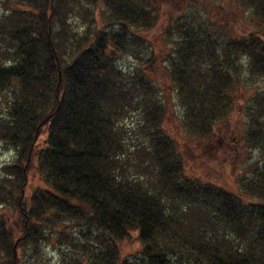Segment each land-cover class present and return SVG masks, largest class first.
I'll use <instances>...</instances> for the list:
<instances>
[{"label": "trees", "instance_id": "trees-1", "mask_svg": "<svg viewBox=\"0 0 264 264\" xmlns=\"http://www.w3.org/2000/svg\"><path fill=\"white\" fill-rule=\"evenodd\" d=\"M5 2L0 142L17 161L0 176V207L11 205L22 227L15 239L0 219L5 264H49L42 244L52 238L72 252L62 264H264V93L246 88L264 80V0H236L239 18L229 10L202 17L196 28L184 22V30L168 32L176 47L168 57L178 67L172 81L189 115L185 145L194 141L187 149L164 129L170 101L149 80V71L140 68L129 79L119 67L140 37L135 31L159 25L156 2L145 8L134 0H89L84 9L90 17L79 29L70 23L79 0ZM205 45L222 50L193 51ZM243 110L246 120L238 130L246 154L237 159L219 149L228 171L239 161H254L247 166L251 173L239 174L237 196L189 176L186 166L190 156L206 154L220 126L228 123L232 132L233 113ZM133 112L145 143L131 152L123 124ZM43 129L37 169L46 188L26 200L22 165L30 163ZM256 151L262 157L255 160ZM134 170L148 172L151 181ZM176 203L180 213L174 212ZM182 212L199 216L189 232L180 222ZM75 226L85 227L84 237L94 230L97 237L82 246L72 235ZM133 235L141 250L124 258L119 243Z\"/></svg>", "mask_w": 264, "mask_h": 264}, {"label": "rangeland", "instance_id": "rangeland-1", "mask_svg": "<svg viewBox=\"0 0 264 264\" xmlns=\"http://www.w3.org/2000/svg\"><path fill=\"white\" fill-rule=\"evenodd\" d=\"M5 1L6 0H0V16H2L7 10V4ZM88 1L89 0H79V10L78 13L76 12L77 17H74L73 15L70 16L71 18H73L72 22L70 23H73L75 29H79L80 26H83V19L90 17L85 13L84 9V7L87 6ZM134 1H137V6L150 8V3L152 0ZM235 1L236 0H153V3L156 2L157 8L160 9L158 12H161V19L159 21V25L149 28L150 30L135 31V34L139 35L140 37L135 39L132 46H130L128 56L122 58L119 62V67L122 68L123 74L126 75L127 78L129 77V79L135 78L134 76L131 77L130 75H136L140 68L141 71L144 72H146L145 70H148V74H150L149 80L156 84V86L158 87V91H161V93L168 95L170 103L167 104L168 115L165 120L164 129L169 135L178 139L180 145L185 149H187L188 147L193 148L194 141L189 140L185 145V140H188V138L185 137L183 124L185 121L189 122V115H187L186 107L183 106L184 103L182 98L179 96V90L176 88L175 83L172 81V70L174 71L178 67L174 64L173 68V64H171L173 62V59H171L172 61H170V57H168L169 54L175 52L176 48L174 44L170 41L168 37V32L172 31L173 29L174 33L177 34L180 31L184 30V22L196 28L197 25H201L200 23L205 22L207 20V16L212 17L216 16V14L218 16H223L224 12L230 13L229 10H235V13H237V16L239 18L240 13L239 10H236ZM170 13H173L171 14V18ZM102 15L103 13L101 12V10L97 9L95 11V17H99V20ZM202 17H205V21ZM80 29L83 30L82 28ZM216 48L218 47L213 46V48H211L208 47V45H205L202 46L200 49H195L193 51L197 52L200 50L206 55L209 54L210 51L211 53H213L214 51L218 53L222 50V48ZM174 58L175 60L177 59L176 57ZM246 61L248 63V60ZM151 62H153L154 65L151 64ZM190 69L191 67H189V70ZM166 70L168 73L167 75L164 74L166 73ZM136 77L141 78L142 72H140L139 75H137ZM144 83L145 82L141 84ZM130 85H132V83H130ZM246 88L249 90H253L254 92L264 93V80L258 82L251 81L248 83V86H246ZM242 98L243 96L240 93L239 99ZM1 102L2 101L0 100V114L4 112L5 107V105ZM136 102L137 101H135V105L139 103ZM138 119V113L133 112L125 120V124H123L124 131L126 132V145L131 152L135 150L136 146L145 143V138L141 135L139 129L137 128V125L135 124ZM242 119L246 120L244 110L242 112L235 111L231 119L232 126L235 127V129L230 132L231 127L228 125V123H226L225 127L220 126L217 131L219 139L216 138L214 140V143L212 142V144L206 149V154L199 152L195 153L193 157L190 156V159L188 158L186 173L189 176H193L195 178L198 177L204 183H213L218 187L233 192L237 196L240 195L241 186L239 184V174L241 173V171L244 170H246L247 173H251L250 169H247V166L253 163L254 161H249L244 164L239 161L238 167L236 169L231 168L232 171H228V164L225 162V160L222 162V154L219 153V149L220 151L222 149L225 150V152L227 153H231L232 156L237 159H240V156L242 154H246L245 152H243L242 134H240L239 132L241 131L238 130V127H241L240 123L243 122ZM233 123H237V125L235 126ZM46 134V129H43L40 139L35 146V154L31 158L30 163H24L22 165L25 171V178L27 184L24 196L26 200L31 197L36 188H46V185L41 179L37 169V153L45 145L44 143L46 139ZM152 150L153 149H150V151ZM260 157H262V152L256 151L255 160ZM16 161V153L13 150L7 149L4 144L0 142V176L4 175L3 169L5 167L15 163ZM143 161L147 163L148 159L143 158ZM237 169H240V171H236ZM134 173L142 181H145V183H147V181H151V175H149L148 172L143 174V176L140 171H135ZM130 175L133 174L130 173ZM179 209L182 210L181 207H179V205L176 203L174 212H176L177 210L180 213ZM182 213V221L180 222L184 224L186 231L189 232V229H191L192 226H195L197 221H199L196 219L198 215H189L184 212ZM0 219L5 222L7 227H12L15 239H19V237H21L22 227L19 224L20 218L19 215L13 211L11 205H5L4 207H0ZM84 228L81 226H75L71 230L72 235L77 240V243H81L82 246L83 244L89 246L87 238L91 237V240L93 241L97 237V231L94 230L91 235L84 237L82 233V231H84ZM132 237L133 238L131 240H126L122 243H119V251L124 258L138 256L139 251L141 250V244L139 240L134 235ZM42 249L43 258L49 264H62L64 261V257H66L65 262H67L68 258L72 255V252L68 248L60 247L58 245V242L53 238L50 241L46 240L42 244ZM5 262V256L0 253V264H5Z\"/></svg>", "mask_w": 264, "mask_h": 264}]
</instances>
